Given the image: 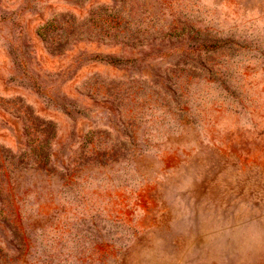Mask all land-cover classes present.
Wrapping results in <instances>:
<instances>
[{
    "label": "rangeland",
    "instance_id": "obj_1",
    "mask_svg": "<svg viewBox=\"0 0 264 264\" xmlns=\"http://www.w3.org/2000/svg\"><path fill=\"white\" fill-rule=\"evenodd\" d=\"M3 170L0 264H264V0H0Z\"/></svg>",
    "mask_w": 264,
    "mask_h": 264
},
{
    "label": "trees",
    "instance_id": "obj_2",
    "mask_svg": "<svg viewBox=\"0 0 264 264\" xmlns=\"http://www.w3.org/2000/svg\"><path fill=\"white\" fill-rule=\"evenodd\" d=\"M203 48H206V45H203ZM209 49V48H208ZM207 50V49H205ZM113 63L117 62V60H112ZM1 179H0V193H2L3 191V184H9V174L6 170H3L2 174H1Z\"/></svg>",
    "mask_w": 264,
    "mask_h": 264
}]
</instances>
